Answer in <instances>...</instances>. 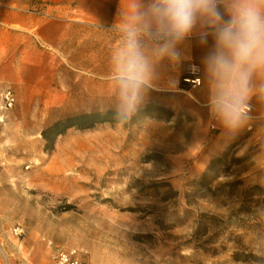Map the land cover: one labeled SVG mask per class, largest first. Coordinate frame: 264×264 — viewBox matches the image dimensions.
Masks as SVG:
<instances>
[{
  "label": "rangeland",
  "instance_id": "1",
  "mask_svg": "<svg viewBox=\"0 0 264 264\" xmlns=\"http://www.w3.org/2000/svg\"><path fill=\"white\" fill-rule=\"evenodd\" d=\"M128 39L74 30L52 81H0V264H25L27 243L49 261L60 246L90 264H264L262 150L230 146L192 169L196 123L178 91L155 81L118 125ZM136 40L149 68L160 41ZM108 111L112 121L89 128L55 126Z\"/></svg>",
  "mask_w": 264,
  "mask_h": 264
},
{
  "label": "crops",
  "instance_id": "2",
  "mask_svg": "<svg viewBox=\"0 0 264 264\" xmlns=\"http://www.w3.org/2000/svg\"><path fill=\"white\" fill-rule=\"evenodd\" d=\"M151 2L38 0L34 3L33 0H0V81H52L51 71L63 64L60 61L65 53L62 44L74 30L82 33L107 30L124 34L137 29V34L146 37L149 34L143 30L142 22L137 17L146 12ZM147 20L149 18L145 17ZM199 32L198 28L178 45L181 57L176 61L157 55L159 43H156L155 53L150 59L153 64L149 68L147 66L149 81H155L154 85L161 91H178L183 97L180 108L196 123L191 148L201 153L192 169L196 167L201 170L213 156L230 146L241 149L257 147L264 154V74H257L253 78L254 94L249 101L252 119L248 125L230 137L223 135L210 110L215 82L204 66V57L214 47V39L209 35L207 43H203ZM123 49L124 52L126 48ZM142 50L146 52V48ZM141 54L147 65L146 53ZM187 63L199 66V86L182 83ZM112 69H115L114 64ZM26 247L30 252L25 256V264H50L44 251L34 253V246L28 243Z\"/></svg>",
  "mask_w": 264,
  "mask_h": 264
},
{
  "label": "clouds",
  "instance_id": "3",
  "mask_svg": "<svg viewBox=\"0 0 264 264\" xmlns=\"http://www.w3.org/2000/svg\"><path fill=\"white\" fill-rule=\"evenodd\" d=\"M137 19L160 41L157 55L172 61L180 59L178 45L195 30L200 29L203 43L211 35L214 47L204 57L205 69L215 82L211 113L228 137L248 125L253 78L264 74V0H152ZM137 32L130 30L127 48L117 61L122 100L118 125L132 119L141 90L149 84Z\"/></svg>",
  "mask_w": 264,
  "mask_h": 264
},
{
  "label": "built area",
  "instance_id": "4",
  "mask_svg": "<svg viewBox=\"0 0 264 264\" xmlns=\"http://www.w3.org/2000/svg\"><path fill=\"white\" fill-rule=\"evenodd\" d=\"M182 81L191 86H199L201 83L200 68L194 63H190L186 67V76ZM264 89V87H262ZM4 105L6 108H11L14 105L15 98L9 89L4 92ZM252 107L249 105V112ZM12 233L18 238L23 237L24 231L21 227H16ZM51 254L50 264H90L80 251L75 248L54 247Z\"/></svg>",
  "mask_w": 264,
  "mask_h": 264
},
{
  "label": "trees",
  "instance_id": "5",
  "mask_svg": "<svg viewBox=\"0 0 264 264\" xmlns=\"http://www.w3.org/2000/svg\"><path fill=\"white\" fill-rule=\"evenodd\" d=\"M113 111H108L106 114V118H97V115L94 113L91 114H83L76 116L72 119H66L64 121H58L55 126H63L65 128H71V127H77V128H89L93 126L96 123L105 122V121H112L110 115H113ZM71 120V121H69ZM73 120V121H72ZM60 133L53 134V137L55 135H59Z\"/></svg>",
  "mask_w": 264,
  "mask_h": 264
}]
</instances>
